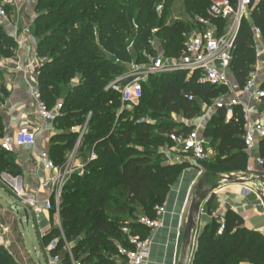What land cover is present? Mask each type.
Wrapping results in <instances>:
<instances>
[{
    "label": "trees",
    "instance_id": "trees-1",
    "mask_svg": "<svg viewBox=\"0 0 264 264\" xmlns=\"http://www.w3.org/2000/svg\"><path fill=\"white\" fill-rule=\"evenodd\" d=\"M35 1L32 31L37 39L36 54L39 60L45 58L37 73L39 98L49 110L54 108L56 99L63 101L54 121L63 133L55 137L48 152L56 166L64 163L65 153L73 146L71 140L78 135L71 129L83 124L87 112L92 113L88 132L76 151L84 174L81 177L73 174L63 188L59 210L61 227L65 230L67 244L75 242L70 249L73 261L122 264L124 259L118 256L117 246L132 247L121 230L126 228L130 235L146 239L150 231L139 224V219L155 218L157 209L163 206L171 186L186 167L185 163L165 164L160 161L162 156L152 151L133 150L134 138L145 145L136 131H158L157 147H162L163 143L173 145L170 134L184 136L192 127L173 125L169 121L171 114L192 121L202 103L210 104L228 91L224 87L198 83L196 74L183 81L185 73L157 75L154 78L161 80L158 91H153V99L148 103L150 114L142 106L143 83L138 105L132 111H123L115 123L120 99L107 85L123 71L121 63H144L143 53L157 55L149 43L153 36L160 39L165 57H178L182 51L185 42L180 33H188V27L174 28L165 24L166 13L175 0H123L126 5L121 0H108L111 3L64 0L56 9L57 0ZM90 1L93 4L90 5ZM228 1L235 5L237 0ZM48 2V8L41 11ZM158 5L162 12L157 17ZM207 7L208 0H184L185 14L190 18L204 17ZM251 7L249 17L241 22L229 66V74L238 90L243 88L255 63L253 28L259 29L264 40V0H251ZM56 18L63 19L52 25ZM153 29L156 32L152 36ZM14 49L15 43L0 27V57H11ZM105 53L111 58H106ZM75 77L80 78L76 85L70 83ZM261 87L264 89V83ZM189 96L193 100H188ZM146 118L154 124L137 123ZM225 118V110H215L202 133L208 144L209 140L217 144L215 161L203 163L202 167L211 175L244 173L247 169L241 107L233 108L227 122ZM2 130L0 118V134ZM91 153L94 158L89 160ZM259 157L264 159V140L259 142ZM261 169L264 174V164ZM3 172L15 174L16 167L10 153L0 148V174ZM205 210L209 214L210 201ZM221 219L212 217L197 236L192 264H264V236L244 228L242 219L229 210ZM220 224L223 232L217 235ZM59 235L58 228L54 227L43 238L45 246L58 239L51 255H59V250L63 249ZM61 259L63 264H71L67 253ZM0 264H15L3 249H0Z\"/></svg>",
    "mask_w": 264,
    "mask_h": 264
},
{
    "label": "built area",
    "instance_id": "built-area-1",
    "mask_svg": "<svg viewBox=\"0 0 264 264\" xmlns=\"http://www.w3.org/2000/svg\"><path fill=\"white\" fill-rule=\"evenodd\" d=\"M18 0H0V23H9V8L17 9ZM162 9L159 6L158 10ZM252 11L251 0H237L232 5L228 0H208V7L204 17L199 18L197 24L200 31L194 30L183 45L182 51L178 57H165L162 54L146 55L143 53L145 62L141 68L134 67L133 71L124 74L114 80L107 89L117 94L120 103L127 110L137 106L142 97V84L145 82L139 75L146 77L157 76L161 74L185 73L187 75H198V83L207 84L215 87H224L228 94L221 96L213 101L210 107H203L204 116L211 113L212 110L223 109L226 112L225 122L232 115L234 107H241L245 134L243 137L244 151L248 154L255 148L257 142L264 140V112L257 118L251 117L253 108L243 105L241 97H246L248 101L260 103L264 100V89L261 87V77L264 71V61L260 60L261 53L255 54V64L248 73L246 82L241 90H234L229 66L232 60L235 41L241 22ZM15 30V27H14ZM254 45L261 39L259 29L253 28ZM23 34L29 35V29L25 28ZM14 71L27 76L30 73L37 75L38 65L34 60L28 64H23L20 60L15 63ZM31 96L36 99V114L46 123L55 121L59 114L61 105H56L53 109H47L46 105L40 100L37 86L31 88ZM188 100H193L192 96ZM202 118V119H203ZM200 119V121H202ZM144 121V120H143ZM141 121V122H143ZM183 126L192 127V130L186 135H169V140L180 147V150L190 156L194 161L202 162L208 157V140L203 136L201 124L191 121H184ZM83 131L79 134L78 141L82 139ZM36 132L27 128L20 129L13 135L0 137V148L6 153H11L15 149L28 148L33 149L36 144ZM76 148L72 151L66 162L57 167L50 159L48 152H41L33 155L31 160L36 170L42 171L44 176L38 179L34 192L23 193L14 191V197L19 204L29 209L34 215L38 216L42 212H55L58 217V206L62 198L63 188L67 180L78 170L82 171L83 166H76ZM94 158L91 153L89 160ZM179 162L174 158L173 163ZM256 164L262 168L264 159L257 158ZM246 192V191H245ZM38 194H45L44 199H38ZM189 204V203H188ZM164 213L162 207L156 211L154 219L141 217L139 224L150 231L160 227L159 218ZM121 232L127 236V244L131 246L128 249L123 246H117V254L124 259L122 264H149V246L150 237L141 240L139 236H132L129 230L123 228ZM223 232V225L220 224L217 235ZM58 240L51 241L45 250L48 254L47 264H63L59 255H51L50 252L57 245ZM2 239L0 237V246ZM67 255L71 264H74L70 250ZM174 264H177L174 262ZM188 264H192V258Z\"/></svg>",
    "mask_w": 264,
    "mask_h": 264
},
{
    "label": "crops",
    "instance_id": "crops-1",
    "mask_svg": "<svg viewBox=\"0 0 264 264\" xmlns=\"http://www.w3.org/2000/svg\"><path fill=\"white\" fill-rule=\"evenodd\" d=\"M14 9L17 13L11 14L9 23L3 26L5 33L15 43V49L11 57H0V118L3 124L0 137L13 135L23 128L34 131L37 135L36 144L33 149H15L10 153V157L16 167V173L8 174L3 172L0 174V186L15 199L14 191L23 193L35 191L38 179L44 176V173L34 168L31 157L43 151L49 152L50 147L53 145V140L55 137L62 135L63 129L55 122H43L36 114V99L31 96V88L37 86V75L30 73L25 77L21 73L14 71L15 63L18 60L23 64H28L34 60L36 62L39 61L36 54L37 39L32 31L36 18L33 4L30 0H18L17 9L9 8V12H13ZM25 28L29 29V35L22 33ZM255 51V54L261 53L260 60L264 61V40L258 41L255 45ZM191 76L186 74L187 80ZM263 76L264 71L262 72L261 80ZM231 81L233 89L238 90L232 77ZM240 100L243 105L253 108V111L250 113L253 119L264 112V100L260 103L250 102L246 97H241ZM212 103L210 105L202 103L201 105L210 107ZM214 111L212 110L205 118H201L202 121L198 120L194 122L192 120L191 122H199L202 129H204V122L210 119ZM76 131L74 128L71 129L72 133L77 134ZM77 136L79 137V135ZM259 142L256 143L255 148L250 154L245 152L247 155V169L244 173L239 174L238 179L242 180L241 183L216 184L218 188L209 196L207 201V203L210 201L209 214L205 210L207 203L201 209L197 221L196 237L203 227L211 222L212 217H219L221 219L227 210L235 213L242 219L244 228L259 232L264 236V181L257 179L255 176V173H262V169L255 162L257 158H260ZM171 150L178 152V147L173 144ZM69 154V152L65 153L64 163ZM172 156L174 158L175 154L172 153ZM75 162L76 166L80 165L77 160ZM196 175L197 171L184 170L177 181L171 186L162 206L164 213L159 218L160 227L153 231L151 236L149 233L146 238L150 237L149 264H174V262L178 264L188 203L197 179ZM208 188L206 187L205 189ZM37 197L38 199H44L45 194H38ZM20 211H22L23 215H19ZM16 215L18 216V220L16 219ZM8 217L15 224L16 235L13 238L12 232L10 234V225L3 222ZM23 218L25 219L26 229H28L31 219L36 235L35 239L39 258L37 256V258L32 257L27 250L21 232L23 231ZM56 219L53 212H42L36 216L20 204L19 208H16L14 212L9 206L4 207L0 204V237L2 239L0 249L5 250L14 259L15 264H28L29 262H19L15 249L20 254L22 252L24 258L27 257V260H30V264H41V260L44 264H47L48 254L45 250L46 246L43 238L55 227L58 220ZM14 244L16 245L15 247H13ZM194 248L195 245L193 251ZM38 252L34 251L36 254ZM61 257L63 258V256Z\"/></svg>",
    "mask_w": 264,
    "mask_h": 264
},
{
    "label": "rangeland",
    "instance_id": "rangeland-1",
    "mask_svg": "<svg viewBox=\"0 0 264 264\" xmlns=\"http://www.w3.org/2000/svg\"><path fill=\"white\" fill-rule=\"evenodd\" d=\"M53 1H55V0H53ZM115 1H117V0H115ZM30 2L33 4V10L35 12L34 5H35V2L36 1L35 0H30ZM62 2H64V0H57L55 2V6H54L55 8L54 9H56V6L59 5V3H62ZM121 2L123 4H125V5L127 4V2H125L123 0H121ZM108 3H111V2L108 1ZM89 4L91 5L93 3L90 1ZM48 5H49V2L46 3L42 7L41 11H43L44 9H47L48 8ZM159 6H161V5H158L156 7V15H157V17L162 12V9L158 10ZM184 9H185L184 8V0H175L172 3V5H171L170 9L168 10V12L166 13V17H165V24H169V25L173 26L174 28L175 27L184 28L183 25H186L188 27L187 28L188 33H186V31L180 33V34H182V37H183V43L186 42L185 41L186 38L189 37V35L192 33V31H194V30L200 31V28H198L197 23H196V21L199 18L198 17L197 18L196 17L195 18H190L187 14H185V10ZM9 11L10 10H8L9 17L11 16V14L13 15L16 12L15 9H14L13 12H9ZM35 14H36V12H35ZM249 14L247 15V17H249ZM62 19L63 18H58V19L56 18L55 20H53V24L52 25H56ZM6 24H3V23L1 24L0 23V27L3 28V26L6 25ZM133 26H134L133 25V22H131V27H133ZM4 29L5 28H3V30ZM155 32L156 31L153 29L151 35L153 36ZM149 43H150V45H151L152 48H155L156 49V51H157L158 54H163L164 50L160 46V39L155 38L153 36V37L150 38ZM105 57L106 58H109V59L111 58L106 53H105ZM44 59L45 58H41L37 62L38 70L40 68V64L44 62ZM142 65H143V63H135L134 61H129V62H126V63H121V66L124 68L123 71L120 72L118 74V76L116 75L113 78V80L109 82V84L107 85V87L114 80H116L118 77H120V76H122L124 74H128L131 71H133V69H134L135 66H137L138 68H141ZM139 77L140 78H143L145 80V82H144V88H143V92H144V94H143L144 102L142 103V106H144V108L146 107V112L148 114H150V109H149L148 103H149V101L151 99H153V96H154L153 95V91H155V92L158 91V89H159V81L161 79L160 78H154V76H152V77L151 76L150 77H146L144 75H141V76L139 75ZM184 79L187 80L186 77L182 78L181 80L183 81ZM181 80H180V82H181ZM261 82L264 83V76H263ZM70 83L76 85V84L80 83V78L75 77L74 79H72L70 81ZM156 99H157V97H156ZM56 101L57 102H56L55 106L58 105V104L62 105V103H63L62 99H59V98L56 99ZM210 104H207V105H210ZM203 107H205V106H202L196 112V118L194 119V122L200 120L201 118H203V116H204ZM125 110L126 111H132V109L131 110H127L124 107V105L119 102V107L116 110V116L117 117L115 116V119H114V122L115 123L117 121L118 115H120ZM91 117H92V113L91 112H87L86 115L83 118V124H81L80 126L78 125V126L74 127V129L77 130L76 132L78 133V135L82 131H83V136L88 132L87 126H88V123L91 120ZM169 121L171 123H173V125H179L180 126L181 123H183L184 121H188V120H186L185 118H183L179 114H171L170 115V118H169ZM143 122L144 123H147V124H150V125H153L154 124L153 120L148 119V118L144 119ZM137 123H141V121H138ZM206 123L207 122H204L203 128L206 125ZM142 131L143 130L136 131V134H137V136H139L141 139L144 140L145 145L139 144L137 142L139 138H134V141L131 144V147H132L133 150L138 151V152H142V151H145V150L146 151H152V152H154L157 155H161L162 157H161L160 161L163 162V163H165V164H173L174 158L177 157L179 159V162H177V164H179V163H185L186 164V167L183 169V171L184 170H190V171H193L194 170V171H197V175H196L197 179H196V181L194 183V186H193L191 198L194 195L195 191L197 190L198 186H201V188L212 187L213 185H216V184H222L223 183L222 178H224V177L234 176V177L238 178L239 177V174H241V173H235V172H230V173H228V172H215L216 173L215 175H211L210 173H206V171L202 168L203 167V163H213L215 161L216 156H217V150H216L217 144L211 142V140H209V144H208V150H207L208 157L206 159V162H197V161H194L187 154L183 153L180 150V147H178V152L172 151L171 150L172 145H170L168 143H163V146L162 147H157L156 144H157V140H158V137H159V132L158 131H155V130L145 131V132L144 131L142 132ZM133 136H135V134H133ZM71 142H73V146L71 147V150L69 151V153H71L72 151H74L75 148H76V151H77V149L80 146L81 140L78 141V136H77L75 139L71 140ZM172 153L175 154L174 158L172 156ZM170 154H171V156H170ZM155 158H156V156L153 159H155ZM75 160L78 161V164H80L81 166H83L82 160L80 159L79 155H76ZM83 174H84V168H83L82 171L78 170V172H77V175L78 176L81 177ZM69 180H71V177L67 180V182ZM68 191H70V190H68ZM113 193H115V192H113ZM61 202H62V198H61L60 203H59V206H58V217H57V215H56L55 212H53V214H55L56 218L58 219V220L56 219L57 220V224L55 225V227L58 228L59 234H60L59 235V238L63 242V249H60L59 250V255L63 256L64 253H67V251L71 249L72 245L73 246L75 245V242H73V244L69 245V244H67V241L65 239V236H64V231L65 230H63L62 227H61V221H60V216H59V210H60V204H61ZM0 204L2 206H4V207H8L9 206L10 209L13 212L15 211L16 208H19V204L16 201V199H14L13 197H11L1 186H0ZM19 215H23L22 211H20ZM17 218H18V216L16 215V219ZM22 221H23L22 222V224H23V231H21V232L23 234V239L25 240V244H26L27 250H28V252L30 253V255L32 257H36V256L38 257L39 252H38L37 243H36V239H35L36 238V235H35V232H34L33 227H32L31 219H30V222L28 224V229H26L25 219L24 218H23ZM3 222H6L8 225H10V228H11L10 234L12 232V238H13L14 235H16L14 222L12 220H10L9 217L8 218H5ZM55 240H58V239H55ZM15 246L16 245L14 244L13 247H15ZM33 249H34L35 252L37 251L38 254L34 253ZM15 250L17 251V254L18 255L16 257H17V260L19 262L25 263V262H28L29 261L28 264H30V260H27V257L24 258V256L22 255V252L20 254V252L17 249H15ZM179 258H180V253H179ZM12 261L14 262V259H12ZM41 264H44L42 260H41ZM74 264H78V261L77 260L74 261ZM239 264H247V263L240 262Z\"/></svg>",
    "mask_w": 264,
    "mask_h": 264
},
{
    "label": "water",
    "instance_id": "water-1",
    "mask_svg": "<svg viewBox=\"0 0 264 264\" xmlns=\"http://www.w3.org/2000/svg\"><path fill=\"white\" fill-rule=\"evenodd\" d=\"M257 179L264 181L263 173H255ZM223 183L225 184H235L241 183L242 180L238 179L234 176L224 177L222 178ZM218 188V185H213L212 187L205 189L198 186L194 195L189 201L186 219H185V227L182 235L181 242V251L180 258L178 264H188L193 256V247L196 242V229H197V221L201 213V209L203 205H205L208 201L209 196Z\"/></svg>",
    "mask_w": 264,
    "mask_h": 264
}]
</instances>
